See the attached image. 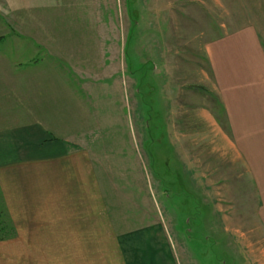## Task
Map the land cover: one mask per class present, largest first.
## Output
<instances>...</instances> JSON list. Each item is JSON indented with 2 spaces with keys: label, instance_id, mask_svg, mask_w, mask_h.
I'll return each mask as SVG.
<instances>
[{
  "label": "rangeland",
  "instance_id": "rangeland-1",
  "mask_svg": "<svg viewBox=\"0 0 264 264\" xmlns=\"http://www.w3.org/2000/svg\"><path fill=\"white\" fill-rule=\"evenodd\" d=\"M0 38L4 79L14 65L25 81L27 65L48 62L70 81L81 118L65 121L66 135L51 121L52 138L90 150L119 201L139 191L142 144L148 127L159 131L160 161L209 181L148 212L180 220L197 264H264V104L236 134L225 99L237 89L222 71L243 50H264V0H0ZM10 240L0 242V264H11Z\"/></svg>",
  "mask_w": 264,
  "mask_h": 264
},
{
  "label": "crops",
  "instance_id": "crops-1",
  "mask_svg": "<svg viewBox=\"0 0 264 264\" xmlns=\"http://www.w3.org/2000/svg\"><path fill=\"white\" fill-rule=\"evenodd\" d=\"M242 30L221 42L240 36ZM263 58L264 50L254 55L243 50L237 66L222 70L224 80L235 81L237 89L234 102L224 98L228 125H237L236 134L241 135L242 121L259 115H254L255 104H264ZM252 61L255 65H249ZM16 67L22 72L14 65L4 79L9 67L0 65V189L16 231L9 241L11 264H197L190 242L179 240L180 220L167 221L161 213L148 211L173 208V194L194 193L196 184L208 183L207 177L174 173L171 164L160 161L159 144L153 145L152 136L160 141L159 131L152 135L148 127L142 147L150 175L145 165L134 179L139 191L119 201L98 173L90 150L52 138L57 130L66 135L65 121L81 118L70 81L60 73L53 76L48 62L27 65L25 81L24 75H13ZM54 120L60 121L57 130L52 129ZM166 133L173 135L170 129ZM167 154L165 159L171 158ZM190 172L195 173L194 166Z\"/></svg>",
  "mask_w": 264,
  "mask_h": 264
},
{
  "label": "trees",
  "instance_id": "trees-1",
  "mask_svg": "<svg viewBox=\"0 0 264 264\" xmlns=\"http://www.w3.org/2000/svg\"><path fill=\"white\" fill-rule=\"evenodd\" d=\"M15 237V227L5 206L4 197L0 189V242L7 241Z\"/></svg>",
  "mask_w": 264,
  "mask_h": 264
}]
</instances>
